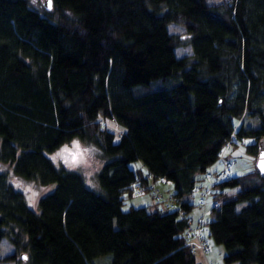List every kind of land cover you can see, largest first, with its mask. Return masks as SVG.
<instances>
[{
	"label": "trees",
	"instance_id": "trees-1",
	"mask_svg": "<svg viewBox=\"0 0 264 264\" xmlns=\"http://www.w3.org/2000/svg\"><path fill=\"white\" fill-rule=\"evenodd\" d=\"M184 44L192 52L176 56ZM74 137L105 159L99 189L48 156ZM235 137L252 138L253 156L264 138V0H51L50 10L0 0V163L54 185L32 208L0 170V241L28 264H93L103 254L109 264H196L186 220L146 188L131 190L149 176L200 222L208 246L207 236L223 246L224 264H264L256 167L206 187L205 205L192 193ZM124 191L148 192L153 206L123 210Z\"/></svg>",
	"mask_w": 264,
	"mask_h": 264
},
{
	"label": "rangeland",
	"instance_id": "rangeland-1",
	"mask_svg": "<svg viewBox=\"0 0 264 264\" xmlns=\"http://www.w3.org/2000/svg\"><path fill=\"white\" fill-rule=\"evenodd\" d=\"M211 1L218 2L225 0ZM29 2L38 10H42V8H44V0H29ZM167 29L170 33H184V28L175 23L168 24ZM191 52L192 49L189 44L180 45L175 48V54L178 57L190 54ZM239 121V119L234 118L233 124L237 126L239 124ZM242 121L245 124H252L255 122V120L249 116H244ZM113 127H116V125ZM118 127L120 128L121 126L117 124V128ZM234 140L235 143H232L231 146L224 152L225 158L233 161L232 166L227 171L228 176L240 175L246 172L253 171L255 169V156H253L246 150V145L252 142V138L245 137L242 139H238L235 137ZM48 156L53 160L56 166L62 164L67 168L81 172L87 186L93 188L95 185V189H99V185L96 179V171L100 168L105 159L100 155L99 151L92 144L74 137L68 142L61 144L55 150L49 152ZM129 165L134 169L140 168L142 171H144V166L139 160H134L130 162ZM222 167L223 164L221 162V159L218 158L214 163L208 166L207 171L221 170ZM0 170L6 171L9 182L15 189L20 190L23 193L28 206L32 208L35 206L37 197L40 194L51 189V187L53 188L54 186H43L37 180L27 179L19 175H15L12 172L11 167L4 163H0ZM212 182L213 181L204 178V173H199L197 175L196 184L201 186L202 188L209 187ZM167 188H169V186ZM163 189L164 187L162 188V190ZM162 193L166 194L168 192L164 190L162 191ZM123 197L124 199L121 206L123 210L129 209L131 206H146L147 208H151L154 203L153 198L148 192L134 195L129 194L128 191H124ZM192 200L195 201L194 196ZM211 202V198H208L206 204V220L209 219L208 214ZM193 209L198 210L199 208L197 206H194ZM207 241L210 246V252L205 255V259L207 261L205 259L204 261H211V263L213 264H222V255L224 252L223 246L215 243L210 236H207ZM10 253H15V259L3 260L0 262V264H28L27 256L21 257L19 255V251H16L15 246L9 241L8 238L4 237L0 241V256H5ZM24 253L26 252L24 251ZM110 258V254L97 256L93 259V264H109ZM196 258H199V256H196Z\"/></svg>",
	"mask_w": 264,
	"mask_h": 264
},
{
	"label": "built area",
	"instance_id": "built-area-1",
	"mask_svg": "<svg viewBox=\"0 0 264 264\" xmlns=\"http://www.w3.org/2000/svg\"><path fill=\"white\" fill-rule=\"evenodd\" d=\"M231 145V141H227L222 149L220 150L219 157L221 159V162L223 164V167L221 170H215V171H205L204 178L213 181L211 184H213L216 181L223 180L228 178L227 171L232 166L233 161L228 160L224 156L225 148H229ZM148 184L146 186L137 184V183H131L130 188L132 191L140 192L144 190L145 188L150 192V194L154 197L156 201H162L163 207L168 208L171 210H177V213L181 219H185L186 223L188 224L185 234H184V242L185 245L188 247L189 251L191 253H196L198 251L202 252L203 254H206L210 251L209 246L206 244L203 235H202V228L200 225V222H197V224L193 223V218L186 214L184 210H181L179 208H176L175 200L172 197V195H168L164 197L162 193L159 191V189L154 184V179H152L151 176L148 177ZM159 180L162 182L169 183L170 180L160 176ZM193 194L197 196V202L200 205H205L207 197L210 195V189L209 188H202L199 185H194L193 187ZM216 206V204H215Z\"/></svg>",
	"mask_w": 264,
	"mask_h": 264
},
{
	"label": "water",
	"instance_id": "water-1",
	"mask_svg": "<svg viewBox=\"0 0 264 264\" xmlns=\"http://www.w3.org/2000/svg\"><path fill=\"white\" fill-rule=\"evenodd\" d=\"M44 6L46 9H51V0H44ZM255 167L259 174L264 178V138L257 140V150L255 153ZM21 257H25L24 253H21Z\"/></svg>",
	"mask_w": 264,
	"mask_h": 264
},
{
	"label": "crops",
	"instance_id": "crops-1",
	"mask_svg": "<svg viewBox=\"0 0 264 264\" xmlns=\"http://www.w3.org/2000/svg\"><path fill=\"white\" fill-rule=\"evenodd\" d=\"M164 187V189H167V187H165V186H163V185H161V189ZM163 189V190H164ZM194 211V212H193ZM193 214L194 215H198V214H200L201 213V210L200 209H193ZM207 213V212H206ZM196 256H199V258H196ZM195 258H196V264H206V259H205V255L204 254H202L201 252H197V253H195ZM204 259L206 260V261H204ZM211 262V261H210ZM222 264H224V263H222ZM231 264H237V263H231Z\"/></svg>",
	"mask_w": 264,
	"mask_h": 264
}]
</instances>
